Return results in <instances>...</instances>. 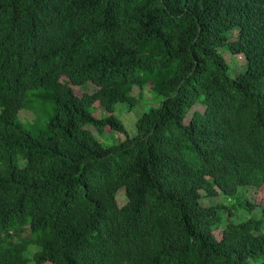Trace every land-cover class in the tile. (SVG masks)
<instances>
[{
  "label": "trees",
  "instance_id": "16d2710c",
  "mask_svg": "<svg viewBox=\"0 0 264 264\" xmlns=\"http://www.w3.org/2000/svg\"><path fill=\"white\" fill-rule=\"evenodd\" d=\"M263 203L264 0H0V264H264Z\"/></svg>",
  "mask_w": 264,
  "mask_h": 264
},
{
  "label": "rangeland",
  "instance_id": "374dc122",
  "mask_svg": "<svg viewBox=\"0 0 264 264\" xmlns=\"http://www.w3.org/2000/svg\"><path fill=\"white\" fill-rule=\"evenodd\" d=\"M228 62H230V61L228 60ZM242 68L243 67L241 65H232L233 73L234 72L237 73V72L241 71ZM133 94L137 100V105L135 107H133L131 110H129L126 105H118L116 108L117 116L124 123L126 129L130 133H133L135 131L134 122H135L136 116L139 113L146 111L151 106V103H150L151 98H150L148 93L145 92L144 97L141 98V97H139V91L137 89H134ZM102 114L103 113H99L100 116ZM19 118L21 121H31L33 119V116L29 112L21 111L19 113ZM119 138L123 139L122 136H119ZM244 194H245L248 202H250V203H254V201L256 202L257 200L258 201L262 200V195H258V192L254 188H248ZM118 200L120 203H123V201H124V192L123 191L118 193ZM224 202H226L225 199L219 197V198L215 199L213 203L215 205V204H222ZM227 202H230V201H227ZM232 207H233V211H239L240 212L241 210H243V213L241 211L240 214H238L237 216L234 217V220L237 221L238 217L239 218H247V215L244 213L243 208L238 207V206H232ZM263 209H264V206H263ZM261 211L262 210L260 208H256V209H254L253 214L256 217H259L261 215ZM32 249L34 250V248H32Z\"/></svg>",
  "mask_w": 264,
  "mask_h": 264
}]
</instances>
